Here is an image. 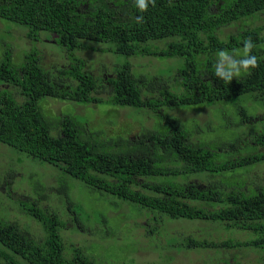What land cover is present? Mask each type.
<instances>
[{
    "label": "trees",
    "instance_id": "obj_1",
    "mask_svg": "<svg viewBox=\"0 0 264 264\" xmlns=\"http://www.w3.org/2000/svg\"><path fill=\"white\" fill-rule=\"evenodd\" d=\"M258 20H264V0H156L143 13L134 7V0H0V23L26 29L25 37L34 43L46 34L69 60L64 69H45L35 47L15 66L8 42L0 60V144L21 158L26 155L59 171L62 180L55 193L70 205L82 229L85 224L70 195L69 177L139 208L140 215L146 211L154 222L158 215L216 223L227 232L235 229L252 235L243 242L186 238L181 243L187 250H264V187H254L256 192L249 195L247 188L216 191L189 181L190 174H217L264 163V131L248 128L254 137L244 145H254V151L221 164L212 151L189 141L191 135L178 116L164 112L235 102L252 94H260L264 106V26ZM228 27L237 30L222 39ZM249 37L256 45L252 54L259 66L231 84L215 77L216 53L240 52ZM97 44L105 46L102 53L127 60L167 59L171 71L148 78L124 62L93 75L77 52H96ZM49 99L142 109L154 122L134 138L108 136L92 131L73 115L51 117L43 108ZM240 114L242 124L264 123V113L249 114L240 108ZM227 146L230 151L236 148L235 143ZM181 177L184 181L178 180ZM156 178L171 181L159 184L153 181ZM33 195L36 202L28 198L21 206L42 226L44 235L35 239L19 223L0 217V264H97L79 248L67 256L61 236L65 224L55 212L35 206L48 200L45 184L36 181Z\"/></svg>",
    "mask_w": 264,
    "mask_h": 264
},
{
    "label": "rangeland",
    "instance_id": "obj_2",
    "mask_svg": "<svg viewBox=\"0 0 264 264\" xmlns=\"http://www.w3.org/2000/svg\"><path fill=\"white\" fill-rule=\"evenodd\" d=\"M2 23H0V60L4 58L9 42L13 55L11 61L15 66H20L25 55L35 47L40 52L45 69L57 70L69 66L67 54L46 34H42L40 42L34 43L25 37L26 29L5 21ZM257 24L264 26V20H258ZM236 30V27L225 28L222 34L220 33L221 38L225 39L228 34L235 33ZM96 48L99 49L96 52H77V56L86 61L88 70L93 75H97L106 66L109 69L114 64L124 62L133 64L135 74H144L148 78L158 75L168 76L171 71L167 59L138 57L127 60L122 56L102 53L101 49H105L104 45L97 44ZM170 62L172 63V60ZM43 108L51 117L61 113L73 115L80 122L88 123L92 131H105L108 136L134 138L144 128L150 129L154 122L145 116L142 109H134V112L132 109H122L107 104L79 105L49 99L43 103ZM240 108L249 114H263L261 95H244L235 102H219L213 106L166 108L164 112L169 116H178L177 118L182 120L191 135L190 138L188 137L189 141L205 146L216 155V161L223 164L254 151V145H244L254 137L249 136L248 128H252L251 132L264 131L263 122L242 124ZM140 111L143 112L140 114ZM229 143L236 144L233 151L228 149ZM21 156L24 158L15 155L11 148L0 144V217L19 223L25 229L23 231L35 239L42 238L44 235L42 226L34 220L26 208L21 206V202H25L28 198L36 202L33 186L36 181H41L47 187L48 200L41 204L36 203L35 206L44 212L50 210L55 212L65 224L61 236L68 257H72L73 249L79 248L97 264H225V262L232 264L233 261L243 264H263L264 262V250L244 248L226 252L187 250L181 243L186 238L216 242L233 239L243 242L252 237L250 232H244L247 236L235 229L227 232L224 226L216 223L172 220L158 215L157 221L154 222L153 215L146 211L140 215L139 208L128 203L122 204L113 196L89 190L80 181L69 177L70 195L79 207L77 213L85 224V229H82L75 222V213L72 212L70 205H64L59 194L55 193L56 184L58 188L62 180L59 178L62 176L59 171L26 155ZM189 179L193 183H198L201 188L208 186L216 191H228V189L240 191L242 188L244 190L247 188V194L252 195L256 192L254 187H264V163L237 167L217 174L211 172L190 174ZM178 180L184 181V178ZM153 181L164 184L171 179L156 178Z\"/></svg>",
    "mask_w": 264,
    "mask_h": 264
},
{
    "label": "clouds",
    "instance_id": "obj_3",
    "mask_svg": "<svg viewBox=\"0 0 264 264\" xmlns=\"http://www.w3.org/2000/svg\"><path fill=\"white\" fill-rule=\"evenodd\" d=\"M149 4L155 6L156 0H134V7L141 13L148 11ZM255 47L256 45L253 43L252 38L249 37L244 41L240 52L230 53L228 50H219L216 53V62L214 64L215 77L231 84L242 73H249L251 69L258 67V59L252 54V50Z\"/></svg>",
    "mask_w": 264,
    "mask_h": 264
}]
</instances>
